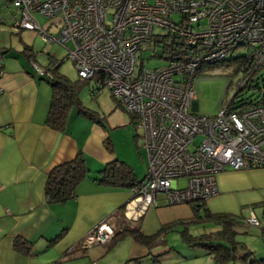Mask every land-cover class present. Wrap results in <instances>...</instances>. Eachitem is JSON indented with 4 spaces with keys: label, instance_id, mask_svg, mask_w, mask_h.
I'll list each match as a JSON object with an SVG mask.
<instances>
[{
    "label": "built area",
    "instance_id": "built-area-1",
    "mask_svg": "<svg viewBox=\"0 0 264 264\" xmlns=\"http://www.w3.org/2000/svg\"><path fill=\"white\" fill-rule=\"evenodd\" d=\"M12 1L20 11L17 28L35 29L46 42H72L67 56L77 75L95 79L97 89L107 86L143 128L147 170L130 186L123 205L127 219L142 218L160 193L170 204L195 203L217 193L218 172L264 167V94L258 103L241 106L232 96L214 115L193 110L198 72L224 60L230 50L247 48L237 91L264 68V0ZM34 13L58 16L57 33L42 29ZM155 27L171 34L180 52L166 65L139 66L140 43L162 37L154 34ZM153 55L158 56L154 49ZM59 63L54 59L49 68L34 64V69L52 78ZM210 71L216 74L218 69ZM180 177L186 178L182 185ZM243 219L262 224L252 209ZM113 235V227L100 221L80 246L104 244Z\"/></svg>",
    "mask_w": 264,
    "mask_h": 264
},
{
    "label": "crops",
    "instance_id": "crops-1",
    "mask_svg": "<svg viewBox=\"0 0 264 264\" xmlns=\"http://www.w3.org/2000/svg\"><path fill=\"white\" fill-rule=\"evenodd\" d=\"M5 5L7 0H0V21L4 20ZM18 18L13 16L14 22ZM0 57V264H89V260L102 257L114 245L110 241L102 250L98 244L80 246V240L100 221L108 222L118 232L128 225L127 221L140 223L148 214L155 216L159 227L193 217L191 204L167 203L160 193L157 204L142 218L129 220L123 215V205L130 196V186L100 183L90 177L78 183L74 197L49 201L45 184L55 165L82 152L90 175L95 176L106 163L120 157L108 150L109 139L99 124L89 118L74 114L69 121L67 116L64 130L49 125L47 117L54 91L48 79L38 75L18 49L0 47ZM130 116L127 122L135 123ZM140 148L147 162L146 150L142 144L137 146L139 154ZM145 174H135V178L140 180ZM216 185L217 193L205 201L207 210L230 213L242 220L241 206L259 203L264 219V167L226 168L216 174ZM244 224H237V233L247 232ZM216 225L214 231L221 228ZM262 226L264 221L259 226L260 233ZM18 240L24 242V248L16 245ZM169 251L167 247L148 253L153 252L152 259L156 261L155 257L169 255ZM244 254L241 253L242 261Z\"/></svg>",
    "mask_w": 264,
    "mask_h": 264
},
{
    "label": "rangeland",
    "instance_id": "rangeland-1",
    "mask_svg": "<svg viewBox=\"0 0 264 264\" xmlns=\"http://www.w3.org/2000/svg\"><path fill=\"white\" fill-rule=\"evenodd\" d=\"M15 15L20 16L18 6L12 0H7V5L2 10L4 20L0 21V47L18 49L19 51L26 50L28 47L32 57V61L27 59L28 63L32 64L34 60L39 67L45 68L54 59L61 61L58 72L64 74L69 81H76L78 85L76 96L79 101L71 104L68 112L69 121L74 114H79L99 124L104 132V137L111 141L113 151L119 155L120 159L127 161L134 168L136 176L142 177L146 173L147 162L144 159V151L140 148L139 150L143 152L139 154L137 146L140 147L142 144L143 128L132 121L127 122L131 114L125 110L107 86L97 89L95 79H89L88 81L79 79L72 60L67 56L68 48L72 47V42L68 41L66 46L58 42H46L34 29L17 28L13 19ZM34 17L42 29L52 34L57 33L60 24L58 16L48 17L34 13ZM174 18H177V16H174ZM165 33L166 31L162 28H154V34L156 35H164ZM153 42L154 40L140 43L139 66L141 63L144 67L154 68L169 63V58L153 55V49L157 54L161 52L160 48L154 47ZM246 53V46H239L226 53V61L223 63L203 68L198 72L195 87V97L198 105L195 112L197 114H216L220 103L228 102L237 92L238 81L242 78L243 72L238 69V62L233 58L243 56ZM211 69H218V72L208 74ZM262 72H264L262 69L258 70L253 74L247 85L239 90L235 98L236 103L256 100L264 94V80H262L264 79V73ZM255 84L258 86H255ZM79 110H82V113ZM134 134H137L136 140ZM200 139V135L196 136L195 143ZM140 155L143 157L141 158ZM185 180V177H180L178 183L182 185ZM252 208L255 209V214L264 221L261 217L259 203L241 206V215L248 216ZM127 224L132 227H139L141 224L143 232L149 234L156 231L160 223L154 215L148 214L145 216V221L142 220L140 223L127 221ZM216 227L217 225L213 221L204 218L199 221L193 220L175 224L172 229L162 235V238L165 237V241L151 249L154 252L170 247L169 255H166L167 253L161 257L158 255L156 261L152 259L153 252L148 253L149 248L147 245L135 240L130 234H124L114 242L110 251L102 257L89 260V264H243L240 259L241 253L248 250H251L256 257H264V237L261 236L260 227L249 223L243 225L247 232H238L235 235V240L240 245V250L236 254L237 257L227 261L217 260L213 252L208 251V253H205L207 249L204 247L189 245L181 233H188L189 237L194 240V236L214 231ZM105 244H98L97 246L102 250L105 249Z\"/></svg>",
    "mask_w": 264,
    "mask_h": 264
},
{
    "label": "trees",
    "instance_id": "trees-1",
    "mask_svg": "<svg viewBox=\"0 0 264 264\" xmlns=\"http://www.w3.org/2000/svg\"><path fill=\"white\" fill-rule=\"evenodd\" d=\"M153 40L154 46H157V48H160L161 50L158 56L161 55V57L163 58L171 59L173 58V55H175L177 52H180V49H178L179 45H177V42L175 41L174 37L169 33H165L164 35H162L161 39H157V37H154ZM22 52L28 60L32 59L28 47ZM233 60L238 62V69H241V66L246 63L247 57L246 54H244L243 56L233 58ZM224 61L226 60H221L220 62L214 63L210 66L223 63ZM51 63L52 62L45 66V68H49ZM34 64L35 62L33 60V69ZM59 64L52 69V78H47L43 75L40 76L48 79L54 91L51 106L48 112L47 122L49 125L56 129L64 130L66 129L68 123L67 113L70 104L78 103L79 101L76 96L78 85L76 81L71 82L64 74L58 72ZM262 71H264V68H262ZM252 77L253 76L249 77L243 87L247 85V83L252 79ZM79 79L81 81H86V79L80 77ZM255 86L258 85L255 84ZM238 92L239 91L235 92V94L233 95V102H235V98L237 97ZM258 102L259 98H257L256 100L240 101L239 103H237V105L241 106ZM110 142L111 141H107L106 146L109 151L113 152V145ZM87 177H90L94 181L100 183L115 186H131L137 180L135 178V174L133 173L131 166L117 158L106 163L104 167L97 171V175L92 176L90 175V171L86 166L83 153L78 152L76 156L71 160L57 164L50 169L45 184V195L49 201H65L66 199L75 196L76 186L81 180ZM205 201L206 200L198 201L195 203H189L191 204L193 210V217L190 219L174 220L172 222L164 223L156 231L149 234L144 233L140 227H132L126 225L122 227V229H120L118 232L114 231V235L110 239V241L115 242L116 240L120 239L124 234H130L134 237L135 240L147 245L150 250L149 252H151V249L153 247L165 241V237L162 238V235L168 230L172 229L175 224L185 223L187 221L193 220L199 221L201 220V218H204L209 219L216 224H219L221 228L217 231L202 233L198 236H194V240L192 239V237H189L188 233L181 232L183 238L189 243V245H199L201 247L206 248L207 253L208 251L213 252L215 258L219 261H227L228 259L237 257L236 254H238V250H240V245L239 242L235 240V235L237 234L236 228L237 224L240 223V221L245 222L244 219L240 220L237 216H234L230 213L210 212L205 207ZM261 230V236L264 237V226H262ZM110 241H108V243ZM16 243L17 246H20L22 248L25 247V245L23 244L24 242L22 241L18 240ZM156 258L157 257H155V259ZM242 259L244 262L243 264H264V257H256L251 250L246 251Z\"/></svg>",
    "mask_w": 264,
    "mask_h": 264
},
{
    "label": "water",
    "instance_id": "water-1",
    "mask_svg": "<svg viewBox=\"0 0 264 264\" xmlns=\"http://www.w3.org/2000/svg\"><path fill=\"white\" fill-rule=\"evenodd\" d=\"M197 107H198V105L197 104H194V107H193V110H197Z\"/></svg>",
    "mask_w": 264,
    "mask_h": 264
},
{
    "label": "clouds",
    "instance_id": "clouds-1",
    "mask_svg": "<svg viewBox=\"0 0 264 264\" xmlns=\"http://www.w3.org/2000/svg\"><path fill=\"white\" fill-rule=\"evenodd\" d=\"M114 229V228H113Z\"/></svg>",
    "mask_w": 264,
    "mask_h": 264
}]
</instances>
